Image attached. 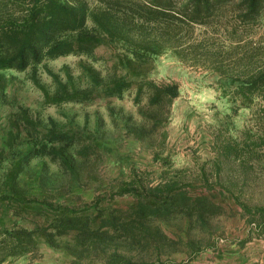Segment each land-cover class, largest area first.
Wrapping results in <instances>:
<instances>
[{
    "label": "trees",
    "instance_id": "1",
    "mask_svg": "<svg viewBox=\"0 0 264 264\" xmlns=\"http://www.w3.org/2000/svg\"><path fill=\"white\" fill-rule=\"evenodd\" d=\"M263 14L264 0H97L95 4L83 0H0V78L5 72L30 70L42 107L89 104L95 98L120 99L133 87L134 102L145 98L150 106L163 108L178 95L175 82L155 83L138 73L128 78L115 70L105 78L81 64L77 78L68 69L62 78L46 70L52 85L47 89L37 81L35 69L60 56L91 55L103 42L122 50L118 67L132 70L169 50L180 60L190 59L214 72L217 86L234 111L250 108L254 126L250 142L255 148L264 143V42L249 45L243 62L218 55L239 44L243 35L248 36ZM195 26L208 32L197 40H186L185 33L192 34ZM215 37L221 39L219 43H214ZM158 122L156 119L154 124ZM95 148L82 143L79 132L57 128L51 118L31 115L27 108H17L7 117L0 139V264L32 253L40 238L77 256L97 254L103 264H165L158 257L156 261L134 260L115 247L100 253L120 238L127 249L135 246L158 256L166 237L151 229L149 221L185 215L204 225L206 218L223 214L224 208L212 200L209 187L202 193L175 181L150 184L134 173L106 187L94 184L96 177L87 167L94 164L89 158L96 155ZM224 152H230L228 146ZM49 163L55 172L48 171ZM33 165L38 166L32 170ZM89 183L94 184V192L88 201L79 199L78 193ZM122 196L131 201L115 205L116 198ZM231 198L256 235L264 234V207H249L236 196ZM24 218H33L32 228L17 223ZM67 235L78 248L56 240ZM248 240L241 239L239 245Z\"/></svg>",
    "mask_w": 264,
    "mask_h": 264
},
{
    "label": "rangeland",
    "instance_id": "2",
    "mask_svg": "<svg viewBox=\"0 0 264 264\" xmlns=\"http://www.w3.org/2000/svg\"><path fill=\"white\" fill-rule=\"evenodd\" d=\"M83 1L95 4L97 0ZM206 32L208 29L195 26L192 34L185 33L186 40H197ZM248 33L239 44L226 52L223 49L218 56L243 62L242 55L249 45L264 42V14ZM219 40L215 37L214 43ZM121 57L120 48L103 42L88 56L65 55L43 61L36 67L35 77L51 89L46 70L61 78L65 69L77 78L81 64L93 67L105 78L113 70L128 78L138 73L155 83L177 84L178 95L168 107L150 106L145 98L134 102L133 87L120 99L95 98L89 104L42 107L40 91L30 81V70L5 72L0 78L3 83L0 139L7 117L17 108H27L31 115L51 118L57 128L79 132L82 143L95 145L96 155L89 158L94 159L91 160L94 164L87 167L96 177L94 184L106 187L108 183L127 180L134 173L150 184L175 181L193 192L202 193L209 187L212 200L224 208L223 214L206 218L204 225L185 215L149 221L151 229H157L166 237L164 241L159 240L158 256L135 246L127 249L120 238L101 255L115 247L134 260L156 261L158 257L165 264H264V234L256 235L246 215L231 198V195L236 196L249 207H264V143L252 147L250 137L254 126L249 119L250 108L234 111L228 96L217 86L214 72L193 64L190 59L180 60L169 50L162 51L148 64L136 65L133 70L118 67ZM156 119L159 122L154 124ZM225 146L230 149L227 155ZM36 166L33 165L32 170ZM48 171L55 172L51 163ZM204 180L208 184H204ZM94 184L89 183L80 190L79 199L88 201L86 198L94 192ZM130 201L129 196H122L117 197L114 204L124 206ZM32 219L24 218L17 223L32 228ZM243 238L249 240L239 245ZM56 240L78 248L70 235ZM1 264H103V259L92 252L77 256L71 250L51 247L40 238L32 253L21 254Z\"/></svg>",
    "mask_w": 264,
    "mask_h": 264
}]
</instances>
